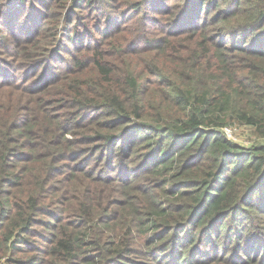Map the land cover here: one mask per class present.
<instances>
[{
	"label": "trees",
	"instance_id": "trees-1",
	"mask_svg": "<svg viewBox=\"0 0 264 264\" xmlns=\"http://www.w3.org/2000/svg\"><path fill=\"white\" fill-rule=\"evenodd\" d=\"M30 2L23 20L0 10L15 60L0 71L63 86L48 100L53 84L0 82L11 262L264 264V0H73L49 48L39 10L64 0ZM84 8L103 19L94 31ZM231 122L262 142L234 143Z\"/></svg>",
	"mask_w": 264,
	"mask_h": 264
},
{
	"label": "rangeland",
	"instance_id": "rangeland-1",
	"mask_svg": "<svg viewBox=\"0 0 264 264\" xmlns=\"http://www.w3.org/2000/svg\"><path fill=\"white\" fill-rule=\"evenodd\" d=\"M73 0H64L63 4H59L55 7L52 8V11L47 12L45 11H40L39 13L41 14V23L46 24L48 29L46 28V33L44 36H48L49 40L46 42L45 47H59L60 45L65 44V35L68 33L69 29L66 28V24L68 23L67 17L71 9ZM117 2H123V3H133L136 0H116ZM0 10L2 13H5L8 15L11 12L24 9L23 14L20 16L21 19H24L25 14L30 12L32 8H30V5H36L34 2H30V0H0ZM38 8V6H37ZM76 14L83 19L84 23H89L90 26H92V29L94 31L95 29V23L97 22H103V19L100 18V15L97 12H91L88 11L87 9H78ZM45 12V13H44ZM12 18V15H11ZM58 24V25H57ZM28 23L25 27L22 28V32L27 33L26 30L28 28ZM45 29V28H42ZM97 42H100L102 39V36L97 34L94 36ZM53 41V42H52ZM53 44V45H52ZM100 44V43H99ZM7 44L3 43L0 41V66L3 67L4 63H12L15 61L14 59L12 60L11 57L6 55L4 53V47ZM46 50V49H44ZM40 61V60H39ZM38 61V62H39ZM60 64H53L51 67V71L56 72L60 66ZM34 79V81L38 82V84L42 85H49L53 84L51 90L48 91L47 98L48 100H51L55 97L60 92V88L63 86V80L57 78H53L52 74H50L48 71H42L41 74H38L37 76L31 75V74H17L14 75V73L7 69L3 68L2 71H0V82L3 84L8 85L6 90L7 92H12L14 89L15 85H20L23 87H28L29 86V81ZM24 101L25 105L31 103V97H26L23 96L21 99ZM64 104L59 105L56 109H61ZM65 111V110H63ZM72 113V115H74ZM226 126H231L236 129L235 134H234V143L239 144L243 148H249L254 145L259 144L262 142V139L258 137L257 134L254 133V129L250 126L239 124L236 122H231L228 125H224L223 127ZM222 127V128H223ZM221 128V131H222ZM223 133V132H222ZM224 134V133H223ZM1 236V232H0ZM21 256L19 255H14L11 251L6 250L5 248H2L0 245V264H14L11 262L10 259H18Z\"/></svg>",
	"mask_w": 264,
	"mask_h": 264
},
{
	"label": "built area",
	"instance_id": "built-area-1",
	"mask_svg": "<svg viewBox=\"0 0 264 264\" xmlns=\"http://www.w3.org/2000/svg\"><path fill=\"white\" fill-rule=\"evenodd\" d=\"M236 129L231 126H226L222 128V132L224 135L231 140H234V134H235Z\"/></svg>",
	"mask_w": 264,
	"mask_h": 264
}]
</instances>
